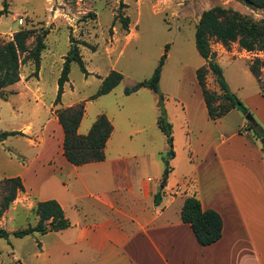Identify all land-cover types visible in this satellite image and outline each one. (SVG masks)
<instances>
[{
    "label": "rangeland",
    "instance_id": "374dc122",
    "mask_svg": "<svg viewBox=\"0 0 264 264\" xmlns=\"http://www.w3.org/2000/svg\"><path fill=\"white\" fill-rule=\"evenodd\" d=\"M216 6L232 9L254 20L264 19L263 12L251 10L235 0H0V11L5 8L0 16L3 42L10 41L20 29L48 30L37 78L31 77L32 63L21 65L22 87H9L6 91L12 95L6 101L0 99V132L24 134L0 143V183L18 171L17 164L36 158L39 151L42 154L38 159L49 156V164L56 163L63 134L53 119V112L82 104L84 115L78 135L85 136L97 115L105 114L113 127L112 139L104 150L107 160L136 157L139 169L143 168L152 178L162 176L169 150L157 125L162 109L173 138L174 159L168 161L172 172L169 173L170 184L182 180L183 175L195 177L202 189L222 186L218 166L213 160V145L235 131L240 119L246 124L237 130V139H247L251 135L256 144H261L249 132L241 113L214 122L208 119L204 108L195 72L206 63L195 49L194 31L201 13ZM125 18L127 30L122 25ZM71 45L77 47L89 76L85 77L78 65L71 63L61 102L54 106L57 79ZM211 50L228 88L241 100L255 122L254 108L260 100L256 97L259 94L264 99V68L261 88L247 64L255 58L264 60V53H245L235 44L224 48L215 41L211 42ZM163 55L166 58L161 68L158 94L143 88L125 96L126 88L151 77ZM111 71L120 73L122 81L110 93L93 99L101 79ZM36 85L38 95L33 94ZM206 85L209 90L218 92L210 72L206 75ZM28 123L35 125L32 132ZM189 141L190 152L186 149ZM207 145L210 149L205 162L192 161L190 153L193 151L196 155V151L200 155ZM234 148L242 150L233 142L223 153L228 155ZM199 155H196L198 159ZM135 171L138 173L137 168ZM12 206L13 203L6 211V218L0 219V229L12 233L34 225L31 217L10 211ZM25 240L11 236L8 241L0 239V264H18L12 254L25 251Z\"/></svg>",
    "mask_w": 264,
    "mask_h": 264
},
{
    "label": "crops",
    "instance_id": "0c3cea01",
    "mask_svg": "<svg viewBox=\"0 0 264 264\" xmlns=\"http://www.w3.org/2000/svg\"><path fill=\"white\" fill-rule=\"evenodd\" d=\"M21 84L19 80L12 87L21 88ZM34 88L33 94L38 95L37 85ZM256 98L260 100L254 108L255 123L263 128L264 99L259 94ZM236 112L214 122L225 121ZM53 116L58 123L54 112ZM245 124L240 119L235 131L213 145L222 186L202 189L195 177L183 175L170 184L171 172L158 204L154 195L159 192L161 176L146 175L136 157L107 160L105 156L102 162L74 167L63 157L62 143L56 163L49 164V156L38 159L39 151L36 158L17 164L18 171L5 177H19L23 184L10 211L31 217L35 225L32 210L36 202L54 200L69 227L22 238L26 239L25 251L12 257L18 264H264V160L262 147L251 135L248 140L237 139V130ZM34 127L30 124V132ZM112 135L113 131L104 150ZM233 142L242 150L234 148L225 155L223 149ZM209 147L200 155L195 151L199 159L192 151V161L204 163ZM186 149L192 150L190 141ZM190 196L199 200L202 210L220 215L222 235L216 243L198 245L189 225L181 221L184 200Z\"/></svg>",
    "mask_w": 264,
    "mask_h": 264
},
{
    "label": "trees",
    "instance_id": "16d2710c",
    "mask_svg": "<svg viewBox=\"0 0 264 264\" xmlns=\"http://www.w3.org/2000/svg\"><path fill=\"white\" fill-rule=\"evenodd\" d=\"M251 10L264 13V0H235ZM5 7V4L3 3ZM5 13V8L0 11V16ZM124 30L128 29L127 18L123 19ZM48 35V30L40 28L38 32L33 29H20L12 35V39L3 42L0 39V99L6 101L12 93L6 89L12 87L20 80V66L30 62L33 64L34 71L31 77L37 78L40 67V56L45 49L44 40ZM215 41L224 48L235 44L246 53H264V19L254 20L249 16L240 14L232 9L220 6L213 7L201 13L194 31V44L197 54L205 61L206 66L196 70V80L201 90V95L205 105L207 117L210 121H216L230 111L236 110L245 116L248 110L241 100L233 94L223 77L221 68L214 61L215 53L211 50V42ZM72 42V41H71ZM168 45L165 46V50ZM163 55L151 77L143 82H139L124 90L125 96H130L140 89H147L154 94H158V84L163 63ZM71 63H76L80 72L88 77L89 73L84 67L81 56L75 45H71L68 54L65 56L62 68L57 79L56 97L54 106L61 102L64 92V85L68 82ZM250 73L261 84V73L264 68V60L255 58L247 64ZM211 73L214 77L218 92H213L206 85V75ZM123 77L120 73L111 71L105 78L101 79L98 91L93 99L110 93L116 88ZM261 86V85H260ZM262 88V86H261ZM159 105V103H158ZM55 117L61 127L62 155L65 160L74 167L83 166L89 163L102 162L105 159L104 148L110 138L113 127L105 114L97 115L88 133L80 136L77 133L79 124L84 115V106L77 104L64 109L54 111ZM159 130L163 133L169 148L166 159L164 160V170L161 176L159 192L154 195V203L158 204L161 192L166 186L170 167L168 161L173 159V138L171 127L166 122L165 112L161 109L157 120ZM248 130L255 138H264V130L255 123H247ZM23 136L20 132H0V142L7 138ZM263 160L264 148L262 147ZM0 219L16 200L17 195L23 192L22 180L19 177L5 178L0 183ZM32 212L37 217L34 226H27L12 233L0 229V239L8 241L10 236L16 239L30 237L35 234L43 235L51 232H58L69 227V222L64 216L63 210L54 200L36 202ZM181 221L188 224L200 246H209L221 239L222 219L213 210H202L200 202L195 196L187 197L181 209Z\"/></svg>",
    "mask_w": 264,
    "mask_h": 264
},
{
    "label": "water",
    "instance_id": "95a60500",
    "mask_svg": "<svg viewBox=\"0 0 264 264\" xmlns=\"http://www.w3.org/2000/svg\"><path fill=\"white\" fill-rule=\"evenodd\" d=\"M245 120H246L247 123L253 124L255 126V122H254V120L251 118V116L249 114L245 115ZM259 143L264 148V138H261L259 140Z\"/></svg>",
    "mask_w": 264,
    "mask_h": 264
}]
</instances>
